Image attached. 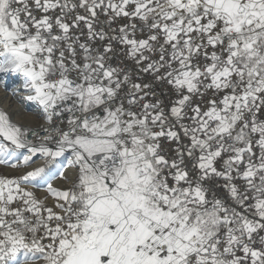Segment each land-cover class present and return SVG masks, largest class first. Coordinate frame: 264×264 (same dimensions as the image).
Masks as SVG:
<instances>
[{"label":"snow or ice","instance_id":"obj_1","mask_svg":"<svg viewBox=\"0 0 264 264\" xmlns=\"http://www.w3.org/2000/svg\"><path fill=\"white\" fill-rule=\"evenodd\" d=\"M7 75L0 264H264V0H0Z\"/></svg>","mask_w":264,"mask_h":264},{"label":"rangeland","instance_id":"obj_2","mask_svg":"<svg viewBox=\"0 0 264 264\" xmlns=\"http://www.w3.org/2000/svg\"><path fill=\"white\" fill-rule=\"evenodd\" d=\"M19 83V78L14 75L0 76V91L10 106L8 113L10 119L24 127L34 128L40 124L42 113L34 102L27 101L21 94L15 92Z\"/></svg>","mask_w":264,"mask_h":264},{"label":"bare ground","instance_id":"obj_3","mask_svg":"<svg viewBox=\"0 0 264 264\" xmlns=\"http://www.w3.org/2000/svg\"><path fill=\"white\" fill-rule=\"evenodd\" d=\"M9 108H10V106H9L8 102L4 99V97L2 96L1 91H0V111H5V112L9 113L10 112ZM41 113H42V110H41ZM41 116H42V120H41L40 124H38V126L34 127L33 129L40 128L41 125H45L46 124V121H45V119L43 117V114ZM43 133H44V131L41 128L40 131H39V134H43ZM34 160L36 161V163L33 165V167L43 166L46 163L45 159L42 158V157H39V156L37 158H34ZM2 167L3 166H0V168H2ZM70 174H71V170H66V175H70ZM62 184H63V181L60 180V179H57L54 182V186H59V185H62ZM37 192H38L39 195H43L44 194V189H38Z\"/></svg>","mask_w":264,"mask_h":264},{"label":"built area","instance_id":"obj_4","mask_svg":"<svg viewBox=\"0 0 264 264\" xmlns=\"http://www.w3.org/2000/svg\"><path fill=\"white\" fill-rule=\"evenodd\" d=\"M46 134H47V133L44 132L43 134H39V135H40V136H43V135H46Z\"/></svg>","mask_w":264,"mask_h":264}]
</instances>
